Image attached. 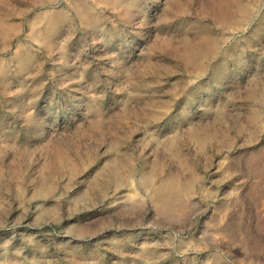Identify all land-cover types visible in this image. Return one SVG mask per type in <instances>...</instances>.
<instances>
[{"label":"rangeland","instance_id":"1","mask_svg":"<svg viewBox=\"0 0 264 264\" xmlns=\"http://www.w3.org/2000/svg\"><path fill=\"white\" fill-rule=\"evenodd\" d=\"M0 264H264V0H0Z\"/></svg>","mask_w":264,"mask_h":264},{"label":"bare ground","instance_id":"2","mask_svg":"<svg viewBox=\"0 0 264 264\" xmlns=\"http://www.w3.org/2000/svg\"><path fill=\"white\" fill-rule=\"evenodd\" d=\"M57 23V22H56ZM56 26V25H55ZM54 30V29H53ZM41 32V31H40ZM43 34H44V39L47 38V35L50 34L51 29H49V26L46 27L45 29H43ZM53 32V31H52ZM53 34V33H52ZM17 54L19 55H23V51L18 50ZM26 54V52H25ZM24 60V59H23ZM190 185V184H188ZM188 187V186H187ZM189 189V188H188ZM187 189V190H188ZM185 192V191H184ZM186 193V192H185ZM154 199L156 200L157 204L162 207V208H166V207H170L172 206V199H173V193L166 190L163 186L158 188L155 195H154Z\"/></svg>","mask_w":264,"mask_h":264}]
</instances>
